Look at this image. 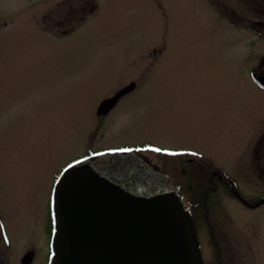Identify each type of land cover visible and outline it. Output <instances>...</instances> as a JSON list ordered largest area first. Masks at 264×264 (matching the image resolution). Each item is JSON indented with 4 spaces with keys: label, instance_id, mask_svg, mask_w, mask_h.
Masks as SVG:
<instances>
[{
    "label": "rangeland",
    "instance_id": "1",
    "mask_svg": "<svg viewBox=\"0 0 264 264\" xmlns=\"http://www.w3.org/2000/svg\"><path fill=\"white\" fill-rule=\"evenodd\" d=\"M256 3L0 0V206L13 260L30 235L35 189L38 208L34 204L32 214L44 260L42 217L62 169L104 148L145 143L159 149L151 160L176 177L195 203L209 185L199 187L196 163L231 175L226 179L235 183L234 191L220 183L211 194L208 225L221 242L232 224L239 231L249 226L252 234L258 228L254 247L264 254V204L253 209L238 197L259 203L264 192V182L247 168L264 123V90L250 78L264 61V41L238 29L253 28L247 18L255 17ZM211 4L245 20L232 24ZM84 15L69 36L49 33L61 34ZM131 81L137 88L99 118V102ZM179 158L194 161L186 165L193 170L187 188ZM200 206L192 210L202 239L209 227ZM41 258L36 264H43Z\"/></svg>",
    "mask_w": 264,
    "mask_h": 264
},
{
    "label": "water",
    "instance_id": "2",
    "mask_svg": "<svg viewBox=\"0 0 264 264\" xmlns=\"http://www.w3.org/2000/svg\"><path fill=\"white\" fill-rule=\"evenodd\" d=\"M134 86L102 102L99 114ZM166 181L139 152L68 167L54 190L53 264H203L190 211Z\"/></svg>",
    "mask_w": 264,
    "mask_h": 264
},
{
    "label": "flooded vegetation",
    "instance_id": "3",
    "mask_svg": "<svg viewBox=\"0 0 264 264\" xmlns=\"http://www.w3.org/2000/svg\"><path fill=\"white\" fill-rule=\"evenodd\" d=\"M208 1L210 2V0ZM256 4L258 6L256 8L257 10L254 11L255 17L251 20L247 18L248 19L247 21L254 22L253 23L254 30L264 41V0H257ZM211 6L213 7V10L216 11L218 14V8L217 7L215 8L214 5L212 4ZM220 11L223 16L224 15L227 16L226 18L228 20L236 21V22H241L245 20V17L238 16L239 14L233 9H230L227 14L224 13L226 10H224L223 8ZM68 32L69 30H66L64 32H61V34L67 35ZM252 75L258 77L259 80L260 79L263 80L262 83H264L263 60L259 61L256 64V66L250 70V76ZM252 82L258 89L264 90V84L259 86L257 83L253 81V79ZM125 96H121L119 98L115 107ZM111 111L107 115L99 116V117H106L111 113ZM261 123L263 122H260V124ZM258 129H259L257 130L258 134L255 136L256 137L255 142H253V150H251L252 153L254 154L253 155L254 157L248 158L247 168L249 174H253L255 178L264 182V154L259 153V149L264 143V123L262 125H259ZM155 163L160 164L157 162ZM180 163L181 164L178 167H181V173L186 174L187 176H193V174L190 173L193 172L192 168L190 170L185 169V165L187 164H189V166L194 165L193 161L190 159L187 161V163H183V161H181ZM196 168L200 169V173H201L200 185L203 182H208L209 184L208 187L204 189V195H203L204 198L201 199V201L199 202V204L201 203L200 209L202 211V215L205 218L208 225V223H210L208 221L210 215L209 199L214 193L218 192V185L220 183L225 184L229 189L233 191L235 186L233 185V181L229 180L230 178H232L231 175H229L228 173H224L222 170L208 172L209 169L208 168L204 169L201 165H199V163H196ZM226 177L229 179H226ZM175 180H177V178L172 176V181L174 182ZM233 191L232 193L234 194ZM51 195H52V189L50 192H48V201H47L48 209L47 211H44L42 217L44 220L43 232H44V237L46 239V253L44 254V260L43 258H41V254L44 248H42V246L38 244V223L36 222L37 216L32 214V210L34 209V204L38 208V188L35 189L34 196H32L31 210L29 211L31 222H30V227H28V230H30V235L27 239V243L24 244L22 247L21 254L17 256L18 258H16L15 260L11 258L12 257V255L10 254V248L12 246L11 237L9 234V228L7 227V220L5 219V216L0 206V264H36L40 258L43 260V264H50L51 255H52L50 251V242L53 236ZM239 199L247 207L256 209L260 205L264 204V192H263V197L261 199L262 201H260L259 203H257L258 201L250 202L241 198ZM212 213H214V209L212 210ZM232 225L228 226L227 228V232H226L227 238H224V242H221L220 238L216 236L215 229L212 228V226L208 225L209 227L208 236L205 237L204 234H202L204 238V243H202L204 264H264V254L260 253L262 250H260L259 248L257 250L254 247L255 239L257 238L260 230L258 228H255V233L252 234L251 228L249 226L239 231L233 229ZM221 226L225 227V225L223 224H221ZM206 239H207V244L205 245ZM206 247L210 248L211 254L208 253Z\"/></svg>",
    "mask_w": 264,
    "mask_h": 264
}]
</instances>
